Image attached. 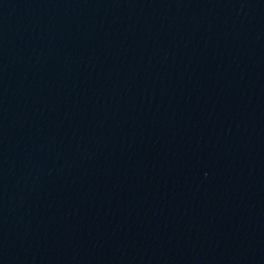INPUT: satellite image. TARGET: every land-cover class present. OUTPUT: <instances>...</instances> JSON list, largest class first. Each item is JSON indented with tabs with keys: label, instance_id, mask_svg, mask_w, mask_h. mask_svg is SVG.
I'll return each mask as SVG.
<instances>
[{
	"label": "water",
	"instance_id": "1",
	"mask_svg": "<svg viewBox=\"0 0 264 264\" xmlns=\"http://www.w3.org/2000/svg\"><path fill=\"white\" fill-rule=\"evenodd\" d=\"M0 264H264V0H0Z\"/></svg>",
	"mask_w": 264,
	"mask_h": 264
}]
</instances>
